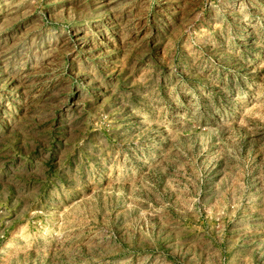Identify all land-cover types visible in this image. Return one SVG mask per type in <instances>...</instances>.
<instances>
[{"label":"rangeland","instance_id":"1","mask_svg":"<svg viewBox=\"0 0 264 264\" xmlns=\"http://www.w3.org/2000/svg\"><path fill=\"white\" fill-rule=\"evenodd\" d=\"M0 264H264V0H0Z\"/></svg>","mask_w":264,"mask_h":264},{"label":"bare ground","instance_id":"2","mask_svg":"<svg viewBox=\"0 0 264 264\" xmlns=\"http://www.w3.org/2000/svg\"><path fill=\"white\" fill-rule=\"evenodd\" d=\"M104 1H106V0H104ZM80 33V32H79ZM76 39V38H75ZM85 40V39H84Z\"/></svg>","mask_w":264,"mask_h":264}]
</instances>
